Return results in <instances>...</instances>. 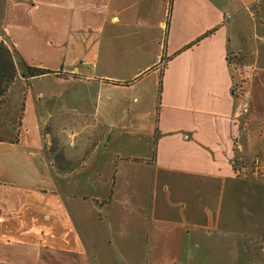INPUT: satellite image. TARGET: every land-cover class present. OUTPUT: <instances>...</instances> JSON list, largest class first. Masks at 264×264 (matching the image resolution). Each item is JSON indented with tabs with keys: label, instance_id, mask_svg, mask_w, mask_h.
Wrapping results in <instances>:
<instances>
[{
	"label": "crops",
	"instance_id": "crops-1",
	"mask_svg": "<svg viewBox=\"0 0 264 264\" xmlns=\"http://www.w3.org/2000/svg\"><path fill=\"white\" fill-rule=\"evenodd\" d=\"M0 31L54 72H20L0 112V264L264 246V0H0Z\"/></svg>",
	"mask_w": 264,
	"mask_h": 264
},
{
	"label": "trees",
	"instance_id": "trees-1",
	"mask_svg": "<svg viewBox=\"0 0 264 264\" xmlns=\"http://www.w3.org/2000/svg\"><path fill=\"white\" fill-rule=\"evenodd\" d=\"M20 71H22V74L27 79H34L41 76L54 74V72L49 70L30 67L25 63L18 62L16 60L14 51L0 42V103H3V105H5L9 90L18 79ZM57 76L68 77V75L62 76L60 74H57ZM49 150L50 153L55 154L54 161L56 162L57 166H59L60 171H63L70 165L71 161L66 158L63 153H57L56 148H49ZM235 165L238 168L240 165H242V162L236 160Z\"/></svg>",
	"mask_w": 264,
	"mask_h": 264
},
{
	"label": "rangeland",
	"instance_id": "rangeland-1",
	"mask_svg": "<svg viewBox=\"0 0 264 264\" xmlns=\"http://www.w3.org/2000/svg\"><path fill=\"white\" fill-rule=\"evenodd\" d=\"M0 38L2 39L1 43L6 45L7 44L6 39L3 37L1 31H0ZM20 72L22 73V71H20ZM47 85L50 86L51 83L40 82V83H37L36 86L39 88H47L48 87ZM3 108H5V105H3V103H0V112ZM50 126L51 125H49V127ZM45 131L50 133V135H48V140L46 143H47V147H48V149H47L48 154H49L50 158H52L51 157L52 153H50L49 148L59 149V140H58L57 136L52 135L53 131L51 129L48 128ZM72 132H73V130L71 131V133ZM16 134L17 133H15V135ZM52 143H53V145H52ZM247 165H248V167H251L250 164H247ZM236 245L237 244H234L233 242H230V243H223V242L218 243L217 242V243H215L214 246L212 247V250H213V252H215V255H212L210 260L213 261L214 264H246V263H244L245 258L242 255H240V252L227 250V249H232ZM250 247L252 248V246H250ZM228 251H230V254L226 253ZM247 260H248L247 264H264V246L263 247H259V246L253 247V250H251V256L248 255L247 258L245 259V261H247ZM201 263H202V261H201Z\"/></svg>",
	"mask_w": 264,
	"mask_h": 264
},
{
	"label": "built area",
	"instance_id": "built-area-1",
	"mask_svg": "<svg viewBox=\"0 0 264 264\" xmlns=\"http://www.w3.org/2000/svg\"><path fill=\"white\" fill-rule=\"evenodd\" d=\"M0 42H2V39L0 38ZM234 67H236V66H234ZM241 95L243 96V98H244V103H243V105H242V109H241V116H246L247 114H248V112H249V105H248V102H247V96L245 95V93H243L242 91H241ZM74 137V134L73 133H70L69 134V138L71 139V138H73ZM260 163L259 162H256L255 163V165H254V170H251L250 172H253V173H255L256 175H259L260 173H261V170H260ZM246 169V168H245ZM244 168H241L240 170H239V172L241 173V174H243V175H247L248 174V172H249V170L247 169V170H245Z\"/></svg>",
	"mask_w": 264,
	"mask_h": 264
}]
</instances>
